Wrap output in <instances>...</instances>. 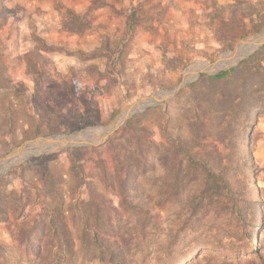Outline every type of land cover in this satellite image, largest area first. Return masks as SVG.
Listing matches in <instances>:
<instances>
[{
	"label": "rangeland",
	"instance_id": "obj_1",
	"mask_svg": "<svg viewBox=\"0 0 264 264\" xmlns=\"http://www.w3.org/2000/svg\"><path fill=\"white\" fill-rule=\"evenodd\" d=\"M260 34L264 0H0V264H264V86L194 75L231 70ZM83 131L87 146L44 141ZM168 140L230 193L187 177L175 196ZM242 221L263 262L223 259Z\"/></svg>",
	"mask_w": 264,
	"mask_h": 264
},
{
	"label": "trees",
	"instance_id": "obj_2",
	"mask_svg": "<svg viewBox=\"0 0 264 264\" xmlns=\"http://www.w3.org/2000/svg\"><path fill=\"white\" fill-rule=\"evenodd\" d=\"M243 73H247L252 78V88L255 90L254 92L259 91L260 85L264 86V45L259 47L247 58L241 60L231 70L219 72L209 77L200 76L199 81L205 80L208 82L220 83L228 81L235 75H240ZM197 83L198 81L191 84V87H194ZM255 94H257V92ZM236 100L237 99L232 100L231 103L234 104ZM195 124L197 126L199 125L197 123ZM195 124L190 126L192 128V132H194L193 128H195ZM128 125L129 123L127 122L125 127ZM135 147V153L140 155V143L136 142ZM187 149L188 148H185L183 143L179 140H168L166 145L161 144L158 146V151L162 153L161 158L163 159V163L165 162L164 165L166 164L165 170L167 176H169V179L172 181L175 196H177L178 192L182 190L181 184L187 177L191 178V181L195 184L196 192L201 193L203 187L206 188L208 186H216L217 188L221 187V190H225L226 192L230 193L229 181L226 179L225 175L217 170H203L202 168H205V165L203 164L207 163L202 161V159L197 155L188 153ZM123 161V166L127 171L129 168L138 165V163H134V161H131L130 159H124ZM194 162L196 163V166H193ZM140 165L144 168V165L141 163ZM184 165H187V167L185 168ZM224 227L228 230V233L224 235V238H227L230 241L235 240L241 243L238 246L236 245V247L231 245L229 249L231 255H223V259L235 262L238 261L240 257L245 256L259 259L261 262H263L260 256L261 249L253 250L249 246V242L252 240L251 233L249 230L245 229L243 221L235 224H227L224 225ZM176 244L177 240L176 238H173L172 242L169 243L164 252L173 248L176 246ZM204 246L208 247L210 245L206 244ZM191 259L192 257L186 255L180 258L176 264H188Z\"/></svg>",
	"mask_w": 264,
	"mask_h": 264
},
{
	"label": "water",
	"instance_id": "obj_3",
	"mask_svg": "<svg viewBox=\"0 0 264 264\" xmlns=\"http://www.w3.org/2000/svg\"><path fill=\"white\" fill-rule=\"evenodd\" d=\"M253 40L258 42V44L255 46V48L249 54H247L246 56H243L242 58H240L237 61V63H239L241 60L247 58L252 53H254L259 47L264 45V34H260V35H258L256 37H254ZM243 47H244V42L238 43L236 48H235V51L232 53V55L238 56L241 53ZM218 64H219V60L216 61L215 63H213L212 65L204 66L203 70L194 71L195 72L194 75H197L198 73H204V74H206L208 76H213V75H215V74H217L219 72L218 70H216ZM192 81H191V79L184 78L183 81L178 86H176L172 91L157 93V94H155V95H153V96H151L149 98H145L143 100H140V101L136 102L133 106H131L129 108L128 116H131L132 114L140 112V111H142V110H144V109H146L148 107L156 106V105H158L159 103H161L164 100L172 99L174 97V95L180 89H182L186 84H188V83H190ZM113 131H114V127H112V126L104 129V133L105 134H109V133H111ZM85 134H86V131H83L81 133H76V134H72V135H68V136H59V137H52V138L44 139V141H46V142L53 141V142H56V143H59L61 145H65V146H79V145L87 146L88 144H82V143L78 144L77 143V142H79L78 137L83 136ZM10 159H11V157L7 158L5 161H8Z\"/></svg>",
	"mask_w": 264,
	"mask_h": 264
},
{
	"label": "bare ground",
	"instance_id": "obj_4",
	"mask_svg": "<svg viewBox=\"0 0 264 264\" xmlns=\"http://www.w3.org/2000/svg\"><path fill=\"white\" fill-rule=\"evenodd\" d=\"M251 44H252V46L255 48V46L258 44V42H256V41L253 40V41L251 42ZM244 45H245V43H244ZM254 48H253V49H254ZM234 58H235V57H234ZM127 114H129V110L126 111V112H124L123 115L120 116V118L123 117L124 115H127Z\"/></svg>",
	"mask_w": 264,
	"mask_h": 264
}]
</instances>
